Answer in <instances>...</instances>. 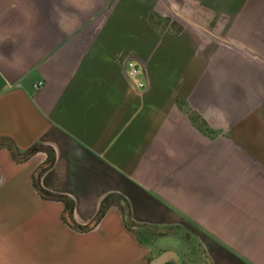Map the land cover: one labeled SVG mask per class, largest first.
<instances>
[{"label":"crops","instance_id":"crops-1","mask_svg":"<svg viewBox=\"0 0 264 264\" xmlns=\"http://www.w3.org/2000/svg\"><path fill=\"white\" fill-rule=\"evenodd\" d=\"M260 73L264 0H0V264H264Z\"/></svg>","mask_w":264,"mask_h":264},{"label":"trees","instance_id":"trees-1","mask_svg":"<svg viewBox=\"0 0 264 264\" xmlns=\"http://www.w3.org/2000/svg\"><path fill=\"white\" fill-rule=\"evenodd\" d=\"M6 145L10 149L12 155L18 160H23L24 158L28 157V155L30 154V151L27 150V151L23 152V155L20 156V154L18 155V153H16V148L14 147V145H12L11 143H6ZM49 154L50 155H49V158L47 159V161L43 165L39 166L38 169L36 170V174L34 177H35V181L37 184L39 181L40 174L52 164V161H53L52 158L53 157H52L51 153H49ZM38 189L46 197H49V198H55L56 197L55 195H53L51 193H48L46 191L41 190L39 187V184H38ZM111 197L112 196H108L106 198V201L109 200ZM58 198L60 200H62L64 205H65L64 215H65L66 221L76 228L86 229L87 227L78 226L73 221V219H72V214H73V203H72V201L69 200L68 198H66L65 196H58ZM125 223H126V226L132 227V224H130L128 219L125 221ZM134 231H135V234L139 240L144 241V242H148V243L149 242L151 243L157 236L161 235V233H155L153 231H145V230H141V229H135Z\"/></svg>","mask_w":264,"mask_h":264},{"label":"rangeland","instance_id":"rangeland-1","mask_svg":"<svg viewBox=\"0 0 264 264\" xmlns=\"http://www.w3.org/2000/svg\"><path fill=\"white\" fill-rule=\"evenodd\" d=\"M209 31L212 30L214 31V29H219L218 31H220L219 33L218 32H213L214 34H211L212 36H210V39L212 41H214L215 39H218L220 40L219 42V45H217L218 47L221 46H228L229 43H230V36L231 34H233V25H231L230 23H210V24H207V25H204ZM246 67L247 69H249V66H244ZM261 76L264 77V73H260ZM223 83L225 84V81H223ZM227 84L229 85V83L227 82ZM251 80H250V76H249V71L248 72H244V78H243V87L245 89V92L246 94L250 95L251 93ZM231 94V93H230ZM245 94V95H246Z\"/></svg>","mask_w":264,"mask_h":264},{"label":"built area","instance_id":"built-area-1","mask_svg":"<svg viewBox=\"0 0 264 264\" xmlns=\"http://www.w3.org/2000/svg\"><path fill=\"white\" fill-rule=\"evenodd\" d=\"M142 72V69L136 65L134 61H129L127 63V75L137 87H144L145 82L138 79V75ZM42 85L41 82H39L36 87H40Z\"/></svg>","mask_w":264,"mask_h":264},{"label":"water","instance_id":"water-1","mask_svg":"<svg viewBox=\"0 0 264 264\" xmlns=\"http://www.w3.org/2000/svg\"><path fill=\"white\" fill-rule=\"evenodd\" d=\"M47 194V193H46ZM48 195V194H47ZM173 254V253H172ZM170 252H162L159 255H157L156 257H154L149 264H163L166 259L172 255Z\"/></svg>","mask_w":264,"mask_h":264}]
</instances>
